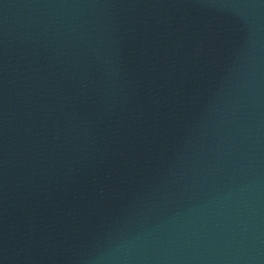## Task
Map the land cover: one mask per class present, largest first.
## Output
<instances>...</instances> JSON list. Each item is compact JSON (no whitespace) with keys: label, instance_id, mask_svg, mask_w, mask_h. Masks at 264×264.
I'll list each match as a JSON object with an SVG mask.
<instances>
[{"label":"water","instance_id":"obj_1","mask_svg":"<svg viewBox=\"0 0 264 264\" xmlns=\"http://www.w3.org/2000/svg\"><path fill=\"white\" fill-rule=\"evenodd\" d=\"M0 264H264V0H0Z\"/></svg>","mask_w":264,"mask_h":264}]
</instances>
